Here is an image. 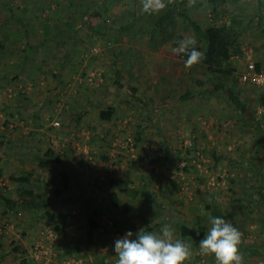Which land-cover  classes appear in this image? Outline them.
Instances as JSON below:
<instances>
[{
	"label": "rangeland",
	"instance_id": "obj_1",
	"mask_svg": "<svg viewBox=\"0 0 264 264\" xmlns=\"http://www.w3.org/2000/svg\"><path fill=\"white\" fill-rule=\"evenodd\" d=\"M26 1L0 0V18L9 17L8 14L12 10V14L15 13V16L24 18L38 17L43 18V21L67 20L72 24L80 23L89 5L95 1L101 2V0H45L46 5L42 10L39 11L37 7L33 11L26 9V6L38 4V1ZM258 1L243 0L239 4L229 5L219 14L212 13L211 8L205 4L204 0H197L196 3L190 1L189 13L194 21L203 29H207L211 25H220L229 21L232 12L239 13L237 7L247 9L245 14L241 13L243 17L252 18L253 5L256 7ZM10 2L13 5L8 9L7 5ZM98 8H100V4L93 9L97 10ZM106 8L105 19L109 26L115 17L119 19L115 28L121 24H131L128 34L121 40V45L116 44L117 34L115 32H112L107 38L94 41L89 39L85 29L80 33V36L86 41L83 43L80 41L79 46L76 47L80 55L69 58L68 63L70 64L67 63L64 67L59 68L61 70L57 74L58 79L54 78L55 74L52 70L55 67L51 64L48 74L30 76L25 73L19 82L9 83V90L1 97L14 100L15 97L27 94V98L23 100H29L30 120L26 126L24 125V128H29L32 133L29 138L31 142L41 147L42 150H54L58 155H62L64 161L67 159V154L76 149L77 154L75 156L73 154L74 157L71 156V158L80 163L84 172L88 176L92 175L99 185L105 184L115 176L120 177L123 170L116 166L119 161H134V164L144 169L150 163H154L153 167L156 171L164 176L167 174L170 183L172 182L175 186L172 197L174 199L173 206L176 205L179 208L184 206L189 214L187 221L190 223L208 222V226H210L209 216L212 214L222 216L241 232L239 251L244 257V264H264V199L259 197L258 208L241 206L249 204L244 199L243 192L248 191L249 188L243 180L254 178V172L249 168V162H256V165H259L260 162L256 161V151L259 149L256 147L255 141L257 138L259 139L260 146L264 151V132L257 136L254 125L243 127L239 114L228 105L222 93L201 94L209 86L206 82L207 72L195 66L190 69L185 68L181 64L178 53L172 51L178 46L175 44L176 40L158 44L156 50L149 47V36L145 35L141 38L140 31L143 25L151 24L155 20L151 17H144L140 0H109ZM224 11L228 15H225ZM178 32L184 36V39L193 38L196 40L194 32L189 31L186 26H179ZM4 33V31L0 32V34ZM157 40V42H162L163 36L158 35ZM241 42L242 54L232 58L236 72H234V77L227 81V85L240 93L242 100L256 112L258 121H263L264 87L259 88L251 83L241 81L242 74L249 63H255V65L260 63L261 70L264 72V35L259 29L257 20L250 26V31L246 32ZM87 46L86 54L84 52ZM56 51L64 52V54L67 52L66 47L61 44L57 45L56 49L46 50V47L44 48L45 53L53 56L54 59H51L54 60L52 62L54 65L55 61L57 63L63 61L62 58L56 56L58 55ZM117 51L136 53V58L131 59V63H133L132 60L139 61L143 57L142 52H151L149 55L145 54L146 57L142 60L143 63L146 60L150 61L151 67L139 66L140 70L144 72L141 78H147L139 85L137 91H134L130 84H127L129 88L125 90L114 86V69H122L124 73L127 69L125 63H120L123 59L122 56L121 60L120 57L114 58ZM82 53L85 55L82 56ZM164 55L169 57L164 58L165 61L161 58ZM18 57L10 60L16 63L19 61L20 57ZM10 60L5 59L4 62H10ZM113 62L117 64L114 68ZM18 77L21 76H16L15 80ZM103 83L106 90H103L102 101L97 96V101H99L97 105H101L98 109L101 110L106 106L118 109L117 129L120 128L121 135L110 140L111 143L108 142L107 154L101 157L89 153L92 148L91 142L96 141L97 143L95 138L103 131L99 118L93 119L92 123L95 125L92 129V125L85 122L83 118L81 122H78L75 113H78V110L83 111L85 108V94L93 89L98 90ZM127 91L130 95L143 99L146 106H137L134 103L130 106L131 103L128 104L125 101L128 98L125 96ZM188 91L200 95L192 100L181 102V97ZM98 92L100 91L98 90ZM132 96L129 98L135 102ZM150 96H153L154 99ZM76 101H80V104H71ZM69 109H74L76 112L69 111ZM96 111L98 110L94 109V112ZM33 113H37L40 122L36 121ZM55 123H59L60 126L55 127ZM41 124L42 126H40ZM41 127L44 128V133L39 131ZM42 134L45 135L43 143H37L39 139H42ZM169 145L172 148L167 149ZM187 150H191V154H186ZM180 151L184 160L179 164L178 169L175 170L173 167L170 171L166 170L164 165L178 162L177 153ZM37 158L35 152H30L27 167L31 168L32 161H35L33 163L36 165ZM67 160L70 161V158ZM98 163L102 165L100 166ZM102 166L104 169L99 173L97 170ZM185 168H189V170L186 171ZM95 171H97V175L94 174ZM1 178L0 189L3 192L10 193L11 190H14L8 174L7 176L1 175ZM25 189L31 188L27 185ZM233 191L238 195H234ZM197 192L201 195H197ZM153 195L149 196L155 198L156 205L164 203L161 202L160 197L165 198V193L159 195V193L153 192ZM213 195L216 198L211 202L212 212H208L205 205ZM238 197L242 198V203L236 200ZM169 200H165L166 205L170 204ZM17 212L16 216H7L0 211V224L10 223L6 234L0 237V247L19 249L18 257L30 261L31 264H95L97 262L98 256L94 253L76 252L77 244L81 243L83 233L79 234L75 230L67 229L65 236L64 233L56 234L53 229L45 226L35 232L30 229V233L27 234L21 229L22 212L21 210ZM72 215L78 216V209L72 211ZM110 218H114L113 223L110 222ZM136 219L135 217H124L120 212L112 214L104 220L101 219L103 228L98 231L97 235L103 243L110 247L108 256L112 264H116L117 259L113 251L114 241L121 238L127 231H132L134 234L138 232L139 222ZM170 228L173 230L174 236L177 237L175 226L172 225ZM186 243L191 244V241L188 240ZM195 244L192 245V255L186 264H216L214 256L205 255L200 251L199 241ZM1 252L2 250H0Z\"/></svg>",
	"mask_w": 264,
	"mask_h": 264
},
{
	"label": "crops",
	"instance_id": "obj_2",
	"mask_svg": "<svg viewBox=\"0 0 264 264\" xmlns=\"http://www.w3.org/2000/svg\"><path fill=\"white\" fill-rule=\"evenodd\" d=\"M11 5L13 4L10 2L9 5H7V8H12ZM36 8L37 4L26 6V9H32L33 11ZM11 11L12 10H10V13L8 14L9 17H6L5 19L0 18V32H5L4 34H0V75L2 74V76H0V176L4 174L7 176L8 174L14 190H11L9 193L7 191L3 192V190L0 189V211L4 215L7 214V216H16V213H18L17 211L21 210V229H23L22 232L27 234L30 233V229L35 232V230L45 226L46 228H51L48 222L47 213L49 212L55 215L56 225L60 226L61 229L65 228V230H75L79 234L83 233V237L81 238L82 241H80L81 243L79 242L80 244H77L76 252L81 254H96L98 258L95 264H112L110 262L111 259H109L108 256L110 247L103 243L100 240L101 238L99 235H97L98 231L103 228L102 220L110 217L112 214L120 212L124 217H135L138 219H136V221L139 222V225L137 226L139 230L143 226L146 231L155 230V232H159V230L166 224L169 226H172L173 224L174 226L175 224H181L183 219H188L189 214L184 206H181L180 208L176 205L173 206L174 199H172V197L174 196L175 186L172 182L170 183L167 174L164 176L156 171L155 167H153L154 163H150L146 169H144L138 167L137 164H134V161H119L116 166L123 170V172L120 173V177L115 176L103 185H99V183L96 182V179H93L92 175L88 176L84 172L82 165L71 158L73 154L74 156L77 154L76 149H73L74 151L71 150L70 153L67 154V159L70 158V161L67 159L64 161L61 158V166L55 167L50 162L48 164L46 163L47 165L45 168L40 166L41 159L45 157L50 149L47 151L42 150L41 147L31 142L29 138L32 133L29 131V128H24V125L26 126L28 120H30L28 113L29 100H23L26 99L28 95L22 94L18 98L15 97L14 100H7L1 96L9 90V83H15V81L19 82L22 75L25 73H28L30 76L50 73L49 66L51 64L55 67V69L52 70L53 74H55L54 78L58 79L57 74L61 70L59 68L64 67L68 61L66 63L63 61L57 63V61H55L56 64L54 65L52 63L54 60L51 59L53 56L49 53H45L44 48L46 47V50L57 48V45H54L51 40H48V38L52 37V34L48 31L49 27H56L58 25L62 30L66 31L64 26L69 24L70 21H43V18H24L15 16V13L13 15L17 18L13 19V12ZM66 50H68L67 47ZM74 50L75 48L72 51ZM120 52L123 53L120 54ZM150 53L151 52H142L141 54L143 57H141L139 61L132 60L133 63H131V59L136 58V53L130 54V52L128 53L127 51H117V54L114 55V57L118 55L121 60L122 56V60L124 61L121 60L120 63H125L127 68L125 70L126 75L123 78L124 85L130 84L133 88L137 89L139 85L145 81L147 77L141 78L144 72L140 70L141 67L139 66L144 65L146 67H151L152 64L150 61L146 60L144 63L142 62L146 57L145 54L149 55ZM56 54H58L56 56L63 59L67 55V52L64 54V52L61 53L56 51ZM17 56L20 57H18V62L15 63L13 60H10ZM38 56H40L39 60ZM161 58L165 61L164 58L169 57L164 55V57ZM5 59H9L10 62H4ZM16 76L21 77H18L15 80ZM98 90L100 92H98ZM98 90L93 89V91L86 93L85 108L83 111L78 110V113H75L76 120L79 118L77 115H81L85 122L92 125V129L95 125L92 123L93 119L96 117L99 118L98 114L100 110L98 107L101 105H97L99 102L97 101V96H99L102 101L101 96H103V90H106L104 83L98 88ZM125 96H127V94ZM150 98H153V96H150ZM130 99L131 98L128 97L125 101L128 102ZM76 103L79 105L80 101L71 102V104L75 105ZM129 105H133V102ZM94 109H97L98 111L94 112ZM71 110L76 112L74 109ZM71 110L69 109V111ZM32 115L35 116L37 122H40L37 113H33ZM99 122L103 127V131L96 136L95 140H97V143L96 141L91 142L92 148L89 153L93 154V156L103 157L107 154L109 146L108 142L111 143L113 138L118 137L121 134L120 128L117 129L119 119H116L110 124L101 122L100 120ZM40 126H42V124ZM43 130L44 128L41 127L39 131ZM42 135V139H39L37 143H43L45 135ZM169 148H172V146L169 145L167 149ZM30 152H35L38 157V163L35 165L33 163L35 161H32L31 168L27 167L28 154ZM100 162L102 163V161ZM101 163H98V165L101 166ZM164 166H166V170L170 171L173 167L177 170L180 165L177 163L172 164V162H170ZM103 169L104 167L102 166L98 168L97 171L101 173ZM97 171L94 172L95 175H97ZM64 174H66V184L62 183ZM18 177L29 178L31 185L37 187L34 191L33 197L36 196L38 199L36 200V204H33L31 207L28 205H21L24 201L30 202L32 197L23 194L22 190L25 188L24 185L22 186L14 182L13 179ZM1 180L2 178L0 181ZM165 184H167V187H165ZM126 189L130 191L124 193L123 191ZM166 190L167 192H165ZM241 190L243 191V189ZM134 192L137 193V196L132 200ZM153 192L159 193V195L165 193V198L162 196L160 197L161 202H164L162 204L163 206L160 203H157V205L152 203L153 200L149 195H153ZM256 193L258 192L254 191V194L258 195ZM262 193H264V191ZM111 194H118L120 199V206L118 208H115L110 203L109 195ZM197 195L201 194L197 192ZM259 197L262 198V196ZM167 199H170V204L168 203V205L165 204V200ZM15 203H17L18 206H15ZM124 205L128 206L127 213L122 212V206ZM77 209L78 216L72 215V211H76ZM92 218H94L96 224H98L96 230L91 229L90 221ZM166 218H170V220L167 221ZM109 220L113 223L112 221L114 218H110ZM133 220L135 222V219ZM161 225L162 227H160ZM158 227L160 228L158 229ZM174 229L178 231L177 227ZM102 230L105 232L104 229ZM90 232H92V235H90L91 237L89 238ZM188 245H191L190 247L192 250V245L194 244L189 243ZM0 250H2L0 253L1 264H22L23 262L31 264L30 261L18 257L19 249L14 251V249H10L9 247H0ZM9 255L13 256V263H8L7 260L10 257Z\"/></svg>",
	"mask_w": 264,
	"mask_h": 264
},
{
	"label": "trees",
	"instance_id": "obj_3",
	"mask_svg": "<svg viewBox=\"0 0 264 264\" xmlns=\"http://www.w3.org/2000/svg\"><path fill=\"white\" fill-rule=\"evenodd\" d=\"M29 1V0H27ZM26 1V2H27ZM38 1L37 7L38 10H42L46 2L43 0L41 3L40 0H33ZM109 0H101L100 3L95 1L91 5H89V8H87V11L85 15L83 14L81 22L80 23H69L64 28L66 31L62 30L60 26L56 27H49L48 31L50 34H52L51 38H48V40L53 42L54 45H63L64 47H67V55L63 58V62L66 63L71 56L74 58L76 56L80 55V52L77 51V46H79L80 41L83 43L86 41V39H83L82 36H80V33H82L83 30H87V36H89L90 40L98 41L102 40L101 38H107L112 34V32H115L117 34L116 37V44H122V38L128 34L131 24L126 25H118V28H115V24L118 23L119 19L118 17H115L112 24L109 26L106 21V14H107V2ZM192 1L194 3L197 2V0H166V7L164 10L159 12L158 14H145L144 17L151 19H154L155 21L151 24L146 23L143 25V28L141 29L140 33L142 34L143 38L145 35L149 36L148 42L149 47L152 50H156V47H158V44H164L167 41L176 40L175 44H177L178 41L184 40V36L178 32V27L180 26H186L188 30H192L194 32V35L196 37V47L199 51H202L204 53V59L196 64L193 65L195 67H199L204 69L207 72V83L209 84L208 87L201 93L203 95H213L215 93H222L225 96V99L228 103V105L240 116V123L243 125V127H249V125H254L256 129V134L259 136V134L264 132V120L258 121L256 112L253 111L249 104L244 102L242 100L241 94L234 91L231 87L227 85V81L230 78L234 77V72H236V68L234 67L233 63V57L241 55L242 54V39L246 35V32L250 31V26L253 24L255 20L258 21L259 29L262 31L264 35V27H263V14H264V3L263 0H259L256 7L253 5V11H252V18L246 19V17H243L241 13L244 12V14L247 12V9H244L243 7H237V10L239 13L237 14L236 11L232 12V15H230V20L227 22H224L220 25H211L207 29H203L196 21L193 20L191 14L189 13V2ZM243 0H204L205 4L209 6L212 10V13H220L222 12L226 7H228L231 4H239ZM97 2V3H96ZM100 4L103 6L101 9L98 8L97 10H94L93 8ZM256 8V9H255ZM225 15H228L226 11H224ZM14 17V15L12 14ZM17 18V17H15ZM19 23V21H18ZM150 28V30H149ZM144 34V35H143ZM158 35L163 36L162 42H157ZM133 39H135L133 37ZM47 40V41H48ZM130 42V40H129ZM81 43V44H82ZM178 45V44H177ZM75 48V51L72 50ZM3 49V48H2ZM88 51L87 49L84 53ZM90 52V51H89ZM88 52V53H89ZM123 52H120L122 54ZM87 54V53H86ZM85 55V54H84ZM82 53V56H84ZM125 55V54H124ZM115 59L118 58V55L114 57ZM178 59L181 62L182 65H184V59L186 57L182 56V54L178 53ZM114 63V62H113ZM117 64L114 63V67H116ZM261 64H256V70L261 71ZM124 78V71L122 69H114V76H113V83L114 86L117 88H120L122 90H125L129 88L127 85H124L123 83ZM206 83V84H207ZM205 85V84H203ZM202 85V86H203ZM134 91H137L136 88H132ZM127 96H132L127 91ZM199 93L188 91L185 95L181 97V102H186L189 100H192L196 98ZM132 98L135 100L133 102L135 105H141L146 106V103L143 99L137 98L132 96ZM132 103L131 100L127 102ZM263 107H264V101H262ZM117 112L118 109L115 107H107L105 109H101L99 111V120L101 122L110 124L113 123L117 119ZM79 118H77L78 122H81L82 118L81 115H77ZM256 147H258L259 150L256 151V161L258 160L260 163L259 165H256V162L253 163L252 161L249 162V168L254 172V178L256 179H250V180H243V182L248 186V191H244V199H246L249 204L247 206L241 205L243 207H251V208H258L259 203L257 202L259 199V196H262V199H264L263 191H264V151L262 147L260 146L259 139L257 138L255 141ZM188 153L191 154V150H187ZM182 152L180 151L177 153V164H180L183 162ZM62 155H58L55 153L54 150L50 149L44 158L41 159L40 166L42 168H45V166L50 162L55 167L62 165ZM170 159V158H169ZM47 163V164H46ZM261 165V166H260ZM240 166V165H239ZM189 168H185L186 171H188ZM61 173V172H59ZM64 178L62 180V183L66 184V174L63 175ZM14 182L18 183L19 185H24L27 187L30 186L31 189H25L22 190L23 194L30 195L32 197L30 202L22 201L21 205H28L32 206L33 204H36V200L38 199L36 196L33 197L35 189H37L36 186H32L29 178L27 177H18L16 179H13ZM233 182V180H231ZM66 186V185H65ZM130 191V190H129ZM127 189L124 190V193L129 192ZM254 191L258 192L255 195ZM57 192V191H56ZM251 192V193H250ZM234 195H238L233 191ZM137 196V193L134 192L132 196V200ZM216 198L214 195L211 197V200L206 202L205 209L208 210V212H212L211 202L214 201L213 199ZM151 202L155 204V198H151ZM238 202H243L242 198L238 197L236 198ZM109 201L110 203L115 207L118 208L120 206V199L118 194H111L109 195ZM15 206H18L17 203H15ZM257 204V205H256ZM20 205V206H21ZM242 207V208H243ZM123 213L128 212V206L124 205L122 206ZM261 211V210H260ZM207 212V213H208ZM214 212V211H213ZM262 214V213H261ZM219 215V213H217ZM221 215V214H220ZM214 216V214H212ZM225 216V215H223ZM264 216V215H263ZM47 218L50 227L54 230L56 234L64 233L66 236V230L65 228L61 229L60 226L56 225V217L55 215L51 213H47ZM167 221L170 220V218H166ZM91 229L96 230L98 228V224H96V221L94 218L91 219ZM180 222V220H179ZM183 222V224H182ZM181 224L174 225L177 227V234L179 238H182L185 242L191 241L192 244L196 245L195 243L203 239L204 234L207 232L208 229V222L204 223H190L187 220H182ZM173 225V224H172ZM158 230V229H157ZM150 232H155L150 231ZM199 233V234H197ZM92 232L89 234V238L91 237ZM64 236V237H65ZM62 237L63 239H65ZM90 241V240H89ZM191 246V245H190ZM14 251H17V249H14ZM83 254V253H82ZM9 259L7 260L8 263H13L14 259L12 255H9ZM22 264H26V262H23Z\"/></svg>",
	"mask_w": 264,
	"mask_h": 264
},
{
	"label": "clouds",
	"instance_id": "obj_4",
	"mask_svg": "<svg viewBox=\"0 0 264 264\" xmlns=\"http://www.w3.org/2000/svg\"><path fill=\"white\" fill-rule=\"evenodd\" d=\"M142 12L158 14L166 7L165 0H140ZM172 51L182 54L184 67L191 68L204 59V53L196 47L193 38L177 42ZM209 227L198 247L205 255L215 257L216 264H244V257L239 251L241 232L222 216H209ZM199 234V233H197ZM113 251L116 264H186L192 251L182 239L174 236L173 230L164 225L159 232L140 229L135 234L127 231L114 241Z\"/></svg>",
	"mask_w": 264,
	"mask_h": 264
},
{
	"label": "built area",
	"instance_id": "obj_5",
	"mask_svg": "<svg viewBox=\"0 0 264 264\" xmlns=\"http://www.w3.org/2000/svg\"><path fill=\"white\" fill-rule=\"evenodd\" d=\"M241 81L244 83H251L256 87H264V72L257 71L255 63H249L245 72L242 74ZM55 127H59V123L54 124ZM10 226L9 222L0 224V237L4 236Z\"/></svg>",
	"mask_w": 264,
	"mask_h": 264
}]
</instances>
